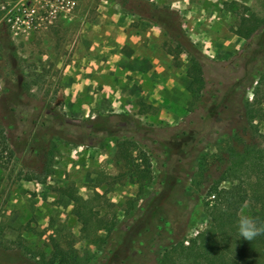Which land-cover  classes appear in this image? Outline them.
Listing matches in <instances>:
<instances>
[{
    "label": "rangeland",
    "instance_id": "obj_1",
    "mask_svg": "<svg viewBox=\"0 0 264 264\" xmlns=\"http://www.w3.org/2000/svg\"><path fill=\"white\" fill-rule=\"evenodd\" d=\"M18 1L0 0V264H39L50 257L51 238L73 245L82 264H156L146 241L127 253L112 251L111 239L140 222L155 197L168 220L165 235L189 240L209 227L206 192L228 167L232 136L227 122L215 123L220 101L211 95L231 82L228 65H244L249 56L241 55L257 48L259 38L240 32L247 18L264 20V0H74L67 17L15 34L4 17ZM45 1L35 4L46 17ZM136 54L157 57L171 73L157 76L165 83L159 92L140 75L147 99L124 78ZM194 57L205 63L199 96L188 90ZM255 62L261 69L245 94L249 103L264 92V55ZM243 103L237 96L236 106ZM92 122L101 127L95 135ZM180 143L182 153L167 163L162 144ZM147 164L137 181L134 169ZM70 191L86 201L89 217L116 230L87 234Z\"/></svg>",
    "mask_w": 264,
    "mask_h": 264
},
{
    "label": "trees",
    "instance_id": "obj_2",
    "mask_svg": "<svg viewBox=\"0 0 264 264\" xmlns=\"http://www.w3.org/2000/svg\"><path fill=\"white\" fill-rule=\"evenodd\" d=\"M247 19L249 27L240 35L247 40L259 38L260 42L257 48L250 44L248 49L254 50L250 52L252 56L241 55V59L249 56L244 65L236 64L235 61L228 65L235 71L231 82L225 88L218 86L211 95L221 102L214 101L212 112L215 123L221 125L222 121L227 122V132L232 133V136L226 151L228 167L222 172L221 179L208 187L206 192V197L211 201L205 204L210 219L209 227L189 240L180 239L171 232L165 235L163 229L168 225V220L162 214L164 207L155 197L146 211L147 215H143L140 222L137 220L131 224L121 238L111 239L115 248L112 251L123 247L126 248L124 252L131 253L138 243L146 241L156 264H264V233L252 241L240 239L237 233V221L242 216V209L246 210L244 215L264 224V144L262 147L258 142L260 139L264 143V131L261 133L258 126L264 123V92L261 97L259 91L254 92L251 103L245 98L261 69L255 61L256 54L264 55V20L255 16ZM204 67V61L194 57L188 69V77L191 79L188 90L193 96L201 95L207 85ZM259 81L264 82V76ZM239 89L242 90L241 94H238ZM237 96L244 102L240 107L235 104ZM89 126L92 128L89 130L91 135L101 131V127L93 122ZM182 145L162 144L167 163L172 161L174 155L182 153ZM149 168V164L144 169L135 168L132 174L140 181L147 177ZM224 181L231 182V186L222 187ZM65 196L74 203V213L87 234L92 228L106 231L107 235L116 230L110 222L89 217L84 210L86 201L82 197L73 191L65 192ZM118 261L113 260L111 264H118ZM125 261L121 264H125ZM39 264H82V260L73 245L65 246L58 239L51 238L50 257L43 256Z\"/></svg>",
    "mask_w": 264,
    "mask_h": 264
},
{
    "label": "built area",
    "instance_id": "obj_3",
    "mask_svg": "<svg viewBox=\"0 0 264 264\" xmlns=\"http://www.w3.org/2000/svg\"><path fill=\"white\" fill-rule=\"evenodd\" d=\"M38 1L19 0L16 4L8 6L9 11L2 6V9L7 11L4 17L6 26L15 34H18L17 32H28L41 27L45 19L50 20L49 22L52 23L60 14H64V17H67L76 6L74 0H47L45 1L46 5L50 6L49 11H47L48 16L45 17L35 4L39 3Z\"/></svg>",
    "mask_w": 264,
    "mask_h": 264
},
{
    "label": "crops",
    "instance_id": "obj_4",
    "mask_svg": "<svg viewBox=\"0 0 264 264\" xmlns=\"http://www.w3.org/2000/svg\"><path fill=\"white\" fill-rule=\"evenodd\" d=\"M135 60V66L134 69L127 71L129 74L125 75L124 78H128V80H134L135 79V87L136 92H140L141 89H139L141 83H140V75H148L151 77V79L154 81L156 88L154 89L155 92H159V87H164L165 83L158 81L157 76H159L161 73H166L167 76L170 75V72H166V68L164 65H162L157 57L153 56H138L137 54L134 57ZM123 78V77H120ZM144 91V92H143ZM143 94H145V99H147V93L152 94L150 91L143 89ZM153 96V95H151ZM150 100V99H149Z\"/></svg>",
    "mask_w": 264,
    "mask_h": 264
},
{
    "label": "clouds",
    "instance_id": "obj_5",
    "mask_svg": "<svg viewBox=\"0 0 264 264\" xmlns=\"http://www.w3.org/2000/svg\"><path fill=\"white\" fill-rule=\"evenodd\" d=\"M237 233L240 239L252 241L255 237L264 233V224H259L254 218L242 215L237 221Z\"/></svg>",
    "mask_w": 264,
    "mask_h": 264
}]
</instances>
